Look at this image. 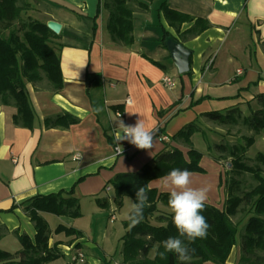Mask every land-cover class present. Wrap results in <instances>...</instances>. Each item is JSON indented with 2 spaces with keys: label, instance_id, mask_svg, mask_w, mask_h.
Here are the masks:
<instances>
[{
  "label": "crops",
  "instance_id": "0c3cea01",
  "mask_svg": "<svg viewBox=\"0 0 264 264\" xmlns=\"http://www.w3.org/2000/svg\"><path fill=\"white\" fill-rule=\"evenodd\" d=\"M33 1L49 8L43 14L44 22L59 23L60 33L65 34L59 40L64 45L60 51L63 88L54 93L43 85H26L35 114L32 129L13 124L16 108L12 104L0 105V244L10 238L12 244L8 245L20 246L15 233L33 240L35 229L22 206L35 196L69 191L75 186L74 196L78 200L90 199L98 206L95 199L109 193L106 188L110 180L119 174L137 173L166 144L179 148L187 158L188 149L170 138L194 121L201 124V132L192 135L193 147L196 148L194 140L202 137L208 151L207 154L200 152L203 156L199 165L204 173H190V186L206 189L205 204L223 210L226 171L209 152L217 144L215 140L220 132L200 116L236 107L242 113L255 103L256 96L264 94V0H167L170 9L209 25L197 37L182 43L192 53L189 75L177 73L160 43L163 32L176 40L179 36L162 14L157 13L164 0H138L144 8L136 1L130 3L134 38L130 46L111 41L106 30L108 13L99 10L98 0ZM62 4L76 9L81 16ZM94 19L97 29L92 37ZM193 23L183 24L180 33ZM237 70L242 73L236 75ZM164 77L172 79V87L162 83ZM127 99L130 104H126ZM117 112L121 117L116 116ZM65 114L78 123L68 128L44 127L46 118ZM139 119L146 126H154L155 133L162 131L161 135L154 136L150 150L137 149L127 141L116 139L119 120L134 125ZM118 144L126 147L122 155L115 154ZM76 155L79 160L74 159ZM148 187L158 193H168L161 178L152 180ZM110 212L115 213L116 208L111 207ZM46 215L49 214L42 216L48 224ZM114 220L110 215V223ZM244 223L245 220L239 232ZM63 226L73 228L70 223ZM48 227V245L51 248L60 242L58 249L62 255L63 251L89 248L82 231L74 228L83 237L71 241L72 237L54 234L56 227L51 229L49 224ZM0 250L9 252V249ZM84 259L86 264L108 262L100 257L84 256ZM239 260L237 238L225 264H239ZM121 262L119 259L110 264ZM71 263L67 260L58 264Z\"/></svg>",
  "mask_w": 264,
  "mask_h": 264
},
{
  "label": "trees",
  "instance_id": "16d2710c",
  "mask_svg": "<svg viewBox=\"0 0 264 264\" xmlns=\"http://www.w3.org/2000/svg\"><path fill=\"white\" fill-rule=\"evenodd\" d=\"M20 1L0 0V105L12 104L16 108V114L12 118L13 124L32 129L35 114L26 92V85L36 86L45 81L52 92L62 90L60 51L64 45L56 41L65 37V34H53L47 29L45 22L22 20L21 14L30 9V6H20ZM132 1L138 0H98L99 10L103 9L108 13L106 30L111 41L123 46L134 43L133 11L130 7ZM137 3L140 8L145 7L144 4ZM62 6L81 16L76 9L64 4ZM157 13H161L167 25L179 35L177 41L181 44L197 37L209 26L206 21L192 19L186 14L170 9L167 0L159 5ZM92 22L93 37L97 26L95 19ZM191 22H194L191 28L180 33V27ZM169 36V33L163 32L160 43L163 44ZM190 73L191 70L187 75ZM255 101L261 108L252 111L249 116L242 117L240 109L236 107L224 112L205 113L200 118L220 126L231 125L236 123L237 119H242L246 127L256 133L264 127V94L256 96ZM114 109L120 111L119 107ZM158 114L161 115V112ZM77 123V119L67 114L43 121L47 129L68 128ZM200 126L198 121H194L170 138L172 142L188 149L187 158L179 148L166 144L163 151L155 155L151 163L143 166L137 173L119 174L107 183L113 191L116 209L121 207L124 198L134 201L138 187L144 186L148 197V206L143 210L142 221L131 229L129 222H124L121 264H181L174 253H165L163 257L159 255L164 251L162 246L158 247L160 242L169 236L175 237L178 233L167 206L168 193H158L155 189H150L148 184L152 180L162 178L174 168L187 169L190 173H204L199 165L203 155L193 148L191 142L192 135L201 132ZM161 134L162 131L158 130L154 136ZM109 141L112 143L111 139ZM253 141V137H243L241 143L231 147L224 144L211 146L210 149L219 153H227L226 158L230 159L224 185L226 199L223 210L205 204L201 215L206 217L210 227L206 238L188 244L194 251L187 264H225L232 248L237 244V238L240 246L239 264H264V156L258 154L253 166L246 163V151ZM214 160L220 162L219 158ZM241 174L251 175L256 184L249 191L237 195L234 193L238 185L235 177ZM74 187L69 191L35 196L23 204V212L33 224L35 236L31 240L25 234L15 233L21 249L15 253L0 250V264H48L62 257V252L58 249L60 242L51 248L48 245L50 230L42 215L80 217L79 200L74 196ZM95 202L102 209L108 206V200L105 198H96ZM238 216L240 218L233 222L232 219ZM152 219L159 225L152 224ZM244 220L243 228L239 232V226ZM53 233L72 237L71 241L83 237L80 231L63 225H58ZM185 243L188 242L185 240ZM152 251L154 255L149 258Z\"/></svg>",
  "mask_w": 264,
  "mask_h": 264
},
{
  "label": "rangeland",
  "instance_id": "374dc122",
  "mask_svg": "<svg viewBox=\"0 0 264 264\" xmlns=\"http://www.w3.org/2000/svg\"><path fill=\"white\" fill-rule=\"evenodd\" d=\"M27 2V3H26ZM24 4H28L30 9L26 10L21 14L22 20H37L44 22L45 16L43 15L46 10H49L47 6L44 4L36 3L33 0H24L19 2L20 6ZM59 43V41H56ZM176 80V79H175ZM179 84V82L176 80ZM41 85L46 86L49 88V85L44 81L43 84H38L37 86L40 87ZM261 106L255 101L252 106H248L246 109H243L242 117L249 116L252 111L260 109ZM208 126H212L213 130H217L220 132V135L217 137V144H224L227 147H231L236 145L237 143L242 142L243 137H253L254 141L249 146L246 151V163L250 166L255 165V157L258 154L264 156V127L256 133H252L246 125L243 123L242 119H237L236 123L231 125H217L211 122H207ZM221 138V139H220ZM195 150L207 154V149L205 144V138L197 137L195 140ZM203 142V144L201 143ZM212 156L219 158L220 163L224 169V171L228 170V162L230 159L226 158L227 153H219L215 149H211L209 151ZM187 154V153H186ZM232 177V176H231ZM237 180L238 185L235 190V194L241 195L246 191H249L253 186H255V181L248 174H241L240 176L235 177ZM107 197L108 206L105 209L100 210L98 206H95L93 202H90V199H82L79 200V213L80 217L78 218H68V217H56L53 215H46L47 221L51 229L56 227L59 224L67 225L71 224V226L75 229L82 231L84 237L87 239V244L89 248H82L81 251L76 249H71L66 252L63 251L62 257L57 259L55 264L64 261H72L77 255V253H81L82 255L90 258V257H100L103 260H107L108 262L117 261L119 259L123 260L121 255V241L123 235L124 222L127 221L124 217L125 214L128 212L130 199L124 198L122 199V204L119 209H116L115 213L110 212L111 207H115L114 204V194L113 191L109 193H103L100 196V199ZM113 215L115 220L110 223L109 216ZM240 216L232 219L233 222H236ZM152 224L159 225V223L155 222V219L151 220ZM243 228V227H242ZM241 228V229H242ZM125 234V231H124ZM57 239L60 237L56 235ZM62 237V236H61ZM12 239H7L0 244V248L2 249H9V252H15L16 249H20L18 243H15V247L12 245ZM6 251V250H5ZM154 255L153 251L149 253V258H152ZM109 262V263H110ZM54 264V263H48Z\"/></svg>",
  "mask_w": 264,
  "mask_h": 264
},
{
  "label": "clouds",
  "instance_id": "9594fccd",
  "mask_svg": "<svg viewBox=\"0 0 264 264\" xmlns=\"http://www.w3.org/2000/svg\"><path fill=\"white\" fill-rule=\"evenodd\" d=\"M118 128L117 141H127L141 150H150L153 147L156 131L154 126H146L141 119L134 125H126L119 120ZM117 151L122 152L120 145ZM161 179L164 189L168 191L167 206L178 235L169 236L160 242L158 247L162 246L164 251L159 255L163 257L165 253H174L181 264H187L194 251L188 244L206 238L210 227L206 217L201 215L205 208L206 189L190 186V172L187 169L174 168ZM147 206L148 197L145 187H138L135 200L130 199L129 209L124 217L129 222V229L142 221L143 210Z\"/></svg>",
  "mask_w": 264,
  "mask_h": 264
},
{
  "label": "water",
  "instance_id": "95a60500",
  "mask_svg": "<svg viewBox=\"0 0 264 264\" xmlns=\"http://www.w3.org/2000/svg\"><path fill=\"white\" fill-rule=\"evenodd\" d=\"M45 25L53 34H60L62 26L59 23L55 21H47ZM163 46L167 50L172 64L177 69V73L179 75L187 74L190 71L191 51L172 36H169L164 40Z\"/></svg>",
  "mask_w": 264,
  "mask_h": 264
},
{
  "label": "built area",
  "instance_id": "2783aa9c",
  "mask_svg": "<svg viewBox=\"0 0 264 264\" xmlns=\"http://www.w3.org/2000/svg\"><path fill=\"white\" fill-rule=\"evenodd\" d=\"M241 73H242V72H241L240 70H237V71H236V75H240ZM162 83H163L166 87H168V88L172 87V85H173V81H172V79H171L170 77H164V78L162 79ZM126 104H130V100H129V99L126 100ZM116 116H117V117H121V114H120L119 112H117V113H116ZM118 147H119V146H116V147L114 148V151H115V154H116V155H122L123 153L126 152V147H125V146H122V147H121L122 152H118V151H117ZM74 159H75V160H79V156L76 155V156L74 157ZM106 191H107V192L112 191L111 187H107V188H106ZM71 262H74L75 264H84V263H85V259H84V256H83L81 253L78 252L77 255H76V257H75L74 259H72Z\"/></svg>",
  "mask_w": 264,
  "mask_h": 264
}]
</instances>
